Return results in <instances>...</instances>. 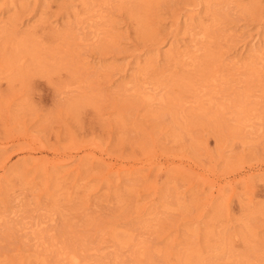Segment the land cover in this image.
<instances>
[{
    "label": "rangeland",
    "instance_id": "rangeland-1",
    "mask_svg": "<svg viewBox=\"0 0 264 264\" xmlns=\"http://www.w3.org/2000/svg\"><path fill=\"white\" fill-rule=\"evenodd\" d=\"M71 263L264 264V0H0V264Z\"/></svg>",
    "mask_w": 264,
    "mask_h": 264
},
{
    "label": "bare ground",
    "instance_id": "bare-ground-1",
    "mask_svg": "<svg viewBox=\"0 0 264 264\" xmlns=\"http://www.w3.org/2000/svg\"><path fill=\"white\" fill-rule=\"evenodd\" d=\"M71 260V259H70ZM72 264V263H71Z\"/></svg>",
    "mask_w": 264,
    "mask_h": 264
}]
</instances>
